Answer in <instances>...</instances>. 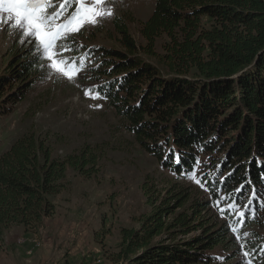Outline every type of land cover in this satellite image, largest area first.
Masks as SVG:
<instances>
[{
	"label": "trees",
	"instance_id": "1",
	"mask_svg": "<svg viewBox=\"0 0 264 264\" xmlns=\"http://www.w3.org/2000/svg\"><path fill=\"white\" fill-rule=\"evenodd\" d=\"M128 21L133 18L112 21L126 52L80 51L68 40L66 58L83 59L88 72L80 78L89 82L87 90L116 111L144 151L176 180L195 176L211 199L176 183L155 206L153 189L143 187L152 210L139 229L120 230L119 258L125 264H219L226 255L232 260L241 254L249 264H264V233L241 230H264V218L258 217L264 209V0H155L149 18L139 23L144 45L131 37ZM32 45L4 82L19 79L24 85L39 75L42 62ZM4 107L0 103V113ZM96 155L84 145L75 154L53 157L48 137L36 132L12 142L0 155V253L9 228L33 230L53 215L49 197L63 189L67 168L90 177ZM218 201L221 208L235 203L238 211L222 214ZM210 207L226 222L209 225L203 213Z\"/></svg>",
	"mask_w": 264,
	"mask_h": 264
},
{
	"label": "rangeland",
	"instance_id": "2",
	"mask_svg": "<svg viewBox=\"0 0 264 264\" xmlns=\"http://www.w3.org/2000/svg\"><path fill=\"white\" fill-rule=\"evenodd\" d=\"M154 3L155 0H105L112 15L99 18L95 25L85 24L68 40L80 51L100 47L126 52L112 21L116 17L131 16L133 22H127L129 33L138 45H144L139 23L149 18ZM71 10L70 5L65 15ZM166 40L163 37L157 41V53H162L161 46ZM32 43L9 23H0V103L5 105L0 113V155L16 138L36 132L48 137L53 157L62 159L86 145L97 153V164L90 177L67 168L63 189L49 197L54 206L53 215L44 217L33 230L22 226L9 228L4 235L0 264H87L96 259L101 260L97 264H125L119 258L120 230L139 229L144 217L152 210L143 187L153 189V201L159 206L172 189L178 188L173 186L176 183L185 187L191 185L195 192L198 185L195 180H176L155 157L138 145L126 130L125 121L106 101L85 94L89 82L80 76L81 73L87 76V70L70 81L48 67V61L40 57L42 69L39 75L24 85L19 79L9 78L4 82L10 71L17 69L19 60L32 52ZM67 54L69 52L65 51L63 56L66 58ZM137 56L146 63L157 64L143 53H137ZM199 192L211 199L204 190L199 189ZM209 210L203 213L209 225L226 222L217 207ZM177 211L181 212L180 209ZM246 213L249 216L251 211ZM258 217L264 218V209L261 208ZM229 225L232 226V221ZM205 230L177 238L187 239ZM241 230L264 233L256 226H245ZM229 253L232 255L233 251ZM231 257L226 255L218 262L249 264L241 254L229 260Z\"/></svg>",
	"mask_w": 264,
	"mask_h": 264
},
{
	"label": "snow or ice",
	"instance_id": "3",
	"mask_svg": "<svg viewBox=\"0 0 264 264\" xmlns=\"http://www.w3.org/2000/svg\"><path fill=\"white\" fill-rule=\"evenodd\" d=\"M70 5L72 10L65 15ZM111 15L112 9L106 6L105 0H0V23H9L24 37L30 38L40 57L48 61V67L70 81L83 71L84 64L83 59L77 63L63 56L65 51L71 50L66 43L68 37L79 32L85 24L95 25L99 18ZM85 94L92 99L99 98L91 90ZM192 178L201 183L195 176ZM242 189L243 186L241 194ZM251 197L255 199L256 193L252 192ZM251 202L249 199V205ZM217 207L222 214L238 211L237 205L231 202L227 208H221L218 201ZM239 215L244 217V212L239 211Z\"/></svg>",
	"mask_w": 264,
	"mask_h": 264
},
{
	"label": "built area",
	"instance_id": "4",
	"mask_svg": "<svg viewBox=\"0 0 264 264\" xmlns=\"http://www.w3.org/2000/svg\"><path fill=\"white\" fill-rule=\"evenodd\" d=\"M36 243H38V242H36ZM99 262H101V260H100V259H96V260H94L92 263H87V264H97V263H99Z\"/></svg>",
	"mask_w": 264,
	"mask_h": 264
}]
</instances>
